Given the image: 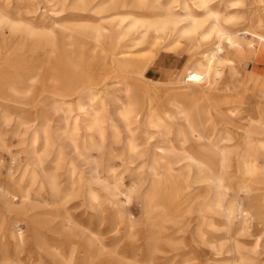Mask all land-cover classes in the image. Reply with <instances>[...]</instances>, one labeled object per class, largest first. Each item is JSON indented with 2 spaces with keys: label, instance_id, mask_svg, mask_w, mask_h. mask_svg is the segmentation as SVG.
Returning <instances> with one entry per match:
<instances>
[{
  "label": "bare ground",
  "instance_id": "obj_1",
  "mask_svg": "<svg viewBox=\"0 0 264 264\" xmlns=\"http://www.w3.org/2000/svg\"><path fill=\"white\" fill-rule=\"evenodd\" d=\"M254 1L262 4L260 13L246 19L240 11L245 0H46L52 4L49 14L62 15L55 24L69 28L65 40L56 36L58 29L46 24L44 16L25 17L41 10L40 2L0 0V28L20 31L15 46L0 43V75L6 79V92L28 95L35 86L44 89L49 85L67 93L57 97L52 108L75 114L62 129L34 124L20 176L16 175L17 158L10 165L0 159V264H20L17 258L25 253L36 257L35 264H45L46 259L52 264H72L76 251L84 255L78 261L81 264L106 260L140 264L136 247L130 257H124L113 244L103 245V237L77 222L69 212L72 201H77V216L86 223L108 225L112 234L123 228L120 240L130 244L143 239L146 258L167 254L165 245L174 252L182 249L173 234L179 233V222L184 220L187 225L193 223L189 249L205 247L213 255L205 264H254L242 253L243 244L237 238H250L252 246L260 249L264 213L253 215L259 226L258 233H253L245 227L246 215L238 206L241 193L255 185L264 187V126L250 123L245 130L235 129L229 121L236 109L217 112L212 106L216 92L233 90L222 82L224 68L234 57L226 50L248 58L255 55L258 45L264 46V0ZM22 8L24 14L19 11ZM76 31L88 33L93 48L109 54L110 70L120 79L111 89L95 88L91 74L69 84L64 69L68 65L75 70L83 56V42L72 37ZM144 46L148 49L143 52L149 55L132 61L129 50ZM160 51L176 53L175 62L183 52L190 55L173 82H156L146 76L148 64ZM66 52L72 59L64 63ZM39 70L43 76L37 74ZM15 119V133L22 135L28 123ZM50 132H60L58 138L69 140L82 161L92 149L100 156L105 147L108 152L97 168L87 172L79 171L71 161L62 168L64 153L51 150ZM107 137L111 140L105 146ZM114 143L122 146L117 155L113 154ZM0 148L5 150L1 139ZM108 159L124 165L146 163L149 181L140 179L142 167L134 168L130 185L123 186L122 173L117 174ZM99 168L114 184L104 181ZM60 170L63 175L58 174ZM162 191L178 203L171 214L160 198ZM38 192L47 193L54 202L41 200ZM134 198L141 201L143 221L124 209ZM54 219L63 223L68 242L73 240L77 246L64 248L46 235L55 233ZM20 222L25 223V232L17 228Z\"/></svg>",
  "mask_w": 264,
  "mask_h": 264
},
{
  "label": "rangeland",
  "instance_id": "obj_2",
  "mask_svg": "<svg viewBox=\"0 0 264 264\" xmlns=\"http://www.w3.org/2000/svg\"><path fill=\"white\" fill-rule=\"evenodd\" d=\"M38 1L41 4V10L39 9L35 14H28L25 15L26 18H29L30 20H35L36 18H41V16H44L46 19V24L53 25L55 22L59 20L62 15H51L49 14V8L52 6V4H47L46 0H34ZM262 5V4H260ZM260 5L255 2L254 0H245L244 6L241 8V13L245 15V18L249 17L251 14L258 12L260 13ZM22 14H24L25 10L22 8L19 10ZM107 27V24L104 25ZM58 30L55 31V34L57 37H62L65 40L68 38L69 34V28L68 26L62 25V24H55L54 30L56 28ZM67 29V30H66ZM14 30V31H13ZM23 31V29H22ZM20 31L17 29H9L7 26H2L0 28V43H5L8 45V47H11L12 45L15 46L18 42ZM72 37L75 38L77 41L83 42L82 46V63L75 69L71 70L68 65H66L64 71L66 72V75L69 78V84L75 85L77 81H82L87 74H91L95 78V88L103 91V89H111L113 87V83L119 81L120 79L116 77L114 72L110 70V56L107 53H99L97 50H95L94 43L92 41V36H90L86 32L82 31H76L72 34ZM127 44V43H125ZM148 49V46L140 47L139 49H131L129 50L132 55L129 56L132 61H136L139 59V57L142 56H148L149 53L143 52ZM151 50H155L153 47L150 48ZM152 50V51H153ZM228 56H234V52L230 50H226ZM256 52H260L264 54V46L258 45ZM102 54V55H101ZM182 56V66L181 68L187 63V61L190 58V55L187 52H183L181 54ZM13 58V57H12ZM72 59V55L70 52H66L64 54L62 60L64 63L69 62ZM176 59V53H168L160 51V53L157 55L156 59L152 62H150L146 68V76L150 77L151 80L156 82H162V83H168L173 82L176 79V75L179 72V70H174V66L176 65L175 62ZM251 58H245L244 57H238L235 56L236 68L240 70H248L245 69L244 66H241V63L243 61H248ZM131 64V63H130ZM83 65V66H82ZM173 66V67H172ZM252 66V65H251ZM180 68V69H181ZM107 69V70H106ZM105 70V71H103ZM42 71H38L37 74L40 76ZM43 76V75H42ZM83 78V79H82ZM0 139L3 141V146L5 150H2L0 148V159L4 162V164H11V160L15 157L18 159L15 169H17L16 175L20 176L22 173V170L25 167L26 160H27V151L29 150L27 145L30 143L31 137H32V131L34 124L35 125H41V127H45L46 125H49L51 128L56 129H62L65 124L71 121L72 117L75 115L70 114L69 112H66L64 110H61L60 108L57 110H54L52 108V103L57 97H62L64 94L67 93L61 92L59 89H52L48 86H45L44 89H41L39 86H35L31 89L30 94L23 95L19 93H8L6 92V79L5 77H1L0 75ZM48 87V88H47ZM41 89V90H40ZM60 91V92H59ZM212 92V91H211ZM217 93V94H216ZM214 95V98L212 100V103L215 105H218L220 107L226 108L231 107V105H236L237 103L233 101V97H230V94H227L225 92H216ZM219 94V95H218ZM216 96V97H215ZM217 96H219L217 102L215 101ZM70 99H74V96H71ZM257 98H255L253 101L247 104H242L247 106L250 105H256ZM264 103V102H263ZM217 107V106H216ZM219 107V108H220ZM217 112H220V110L217 108ZM15 117L21 118L23 121L25 120L26 123H28V126L23 131L22 135H17L15 133ZM6 118L10 119V122L6 121ZM30 123V124H29ZM49 135V143L51 144V150L54 152H57L59 150H62L63 154V163L62 168L67 165L66 162L71 161L73 164L76 165L79 171L87 172L91 169L97 168L98 161L101 157H105L106 153L108 152L107 144H109V141L111 140L110 137H107L105 143H104V155L100 156L99 153L92 149L87 154V159L85 161H82L75 152L73 151V147L70 145L69 140H62L57 137V135H60V132H57L56 135L51 133ZM124 135V134H123ZM231 135H235V133H231ZM171 141V140H170ZM44 142V137L41 138V143ZM172 142V141H171ZM40 143V144H41ZM113 154L117 155L121 152L122 146L117 144H111ZM41 146V145H40ZM9 148V149H8ZM109 165L113 166L115 169H117V174L122 173L120 181H122L123 186L128 187L130 185L131 179L129 178L132 174V169L134 168H140L142 167L140 179H143L144 181H149L150 175L147 170V164L138 161L133 165H124V163H121L119 160H111L108 159L106 161ZM97 172L102 173V176H104V181L108 182L109 184H114V181L110 176L107 174L104 175L102 172V169H97ZM4 175H6V170L3 169ZM58 174L63 175V170L58 171ZM63 178L61 177V181ZM238 181L243 180L241 177H237ZM24 180H27L26 177ZM148 184L145 185L143 188L146 189ZM34 187V186H33ZM37 189V185L34 187V189ZM96 188V187H95ZM231 193H227L228 197H231ZM38 198H40L43 201L46 202H54L53 198L51 199L47 193L45 192H38L36 194ZM241 201L238 206L239 212H242V215H246L243 217L244 225L249 228V231L252 230L253 233H258L259 226H258V219L255 217L253 218V215H256L257 212L264 213V187L255 185L252 188H249L246 193H241ZM160 198L164 203L167 205V213L171 214L170 211L174 210L177 204L172 202V198H170V194L168 191H162L160 193ZM124 202V201H123ZM77 201H72L69 204V212L75 216L74 219H76L77 222H79L83 227H87L90 230H93L94 232L98 233L101 237H103V245H114L116 252L119 254H123L124 257H130L131 251L133 247H136V254L138 256V260L140 264H168V262L173 261L174 264H181L183 260H186V264H205V261L208 259H211L213 255L211 252L208 251L205 247L199 248V250H193L190 248L191 246V234L190 231L192 229L193 223L187 225L184 220H180V231L177 234L174 235V239L177 243L182 245V249L179 251H170L169 246H163V249L167 251V254H157L154 259L152 258H146V254L144 253V243L143 239H140L135 244H130L128 241L120 240L121 235L124 232V229L121 228L119 230V234H112L109 231L108 225L103 226H96L95 224H88L82 217L80 218L78 213L79 210L76 208ZM175 204V205H174ZM127 209V211L131 214V216L135 217L136 220L143 221V217L141 215V201L137 198H134V200L130 204H125L124 209ZM3 215V204L0 201V216ZM237 219H240V214H235ZM11 219V218H10ZM144 225L140 226V232L139 235L144 234ZM191 227V228H190ZM21 231H26V225L24 222H20V225L17 227ZM54 232L52 235L48 232H46V235L51 238H55L58 240L59 243L62 244V247L64 248H71L77 246V243L75 241H69V237H67V228L63 225V223L59 219H54V225H53ZM190 229V231H189ZM189 231V232H188ZM171 233V230L167 231L166 233ZM183 232V233H182ZM241 244H243V248L241 249L242 253H245L246 255L250 256L254 260V264H264V238L261 243L260 249H255L254 246H252V241L250 238L247 237H238L237 238ZM120 240V241H119ZM99 245V244H98ZM134 245V246H133ZM60 246V245H59ZM169 250V251H168ZM77 252V251H76ZM77 259L76 262H72V264H81L80 261L83 258L82 251L76 253ZM28 254H20L19 258H17L18 262L20 264H35L36 257ZM97 264H112L111 260L106 261H97ZM45 264H52L49 259H46Z\"/></svg>",
  "mask_w": 264,
  "mask_h": 264
},
{
  "label": "crops",
  "instance_id": "obj_3",
  "mask_svg": "<svg viewBox=\"0 0 264 264\" xmlns=\"http://www.w3.org/2000/svg\"><path fill=\"white\" fill-rule=\"evenodd\" d=\"M235 56L240 57V55H234L233 63L224 68L225 70L222 76V82L228 87L233 88L231 92L225 93L230 94V97L232 96L233 101H235L237 104L226 108L220 107L219 104L215 105L213 103L212 106H214L216 109H236L234 117H232V119L229 121L231 127L235 129L245 130L248 128L250 123L264 126V98L261 97V94L264 93V54L256 52L253 57H248L251 58L250 60L243 61L241 66H244V68L248 70H240L236 68V63H234L236 62ZM181 66L182 57L177 61L176 65L174 66V70H180ZM257 97L258 99L256 105H250L247 107L242 105L250 103ZM218 98L219 96H217L215 100L216 102Z\"/></svg>",
  "mask_w": 264,
  "mask_h": 264
}]
</instances>
